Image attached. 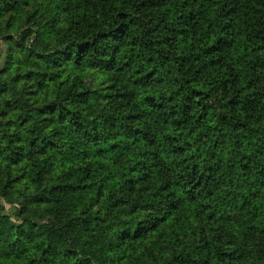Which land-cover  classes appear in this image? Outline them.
I'll return each mask as SVG.
<instances>
[{
  "label": "trees",
  "instance_id": "1",
  "mask_svg": "<svg viewBox=\"0 0 264 264\" xmlns=\"http://www.w3.org/2000/svg\"><path fill=\"white\" fill-rule=\"evenodd\" d=\"M0 264H264V0H0Z\"/></svg>",
  "mask_w": 264,
  "mask_h": 264
},
{
  "label": "rangeland",
  "instance_id": "2",
  "mask_svg": "<svg viewBox=\"0 0 264 264\" xmlns=\"http://www.w3.org/2000/svg\"><path fill=\"white\" fill-rule=\"evenodd\" d=\"M5 50H6V46L2 42H0V51L4 52ZM0 202L3 204V206L11 216L16 217V206L8 205L4 203L2 200Z\"/></svg>",
  "mask_w": 264,
  "mask_h": 264
}]
</instances>
